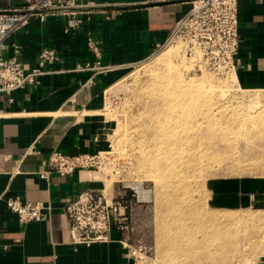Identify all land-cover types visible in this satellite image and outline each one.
Returning a JSON list of instances; mask_svg holds the SVG:
<instances>
[{"label":"crops","instance_id":"1","mask_svg":"<svg viewBox=\"0 0 264 264\" xmlns=\"http://www.w3.org/2000/svg\"><path fill=\"white\" fill-rule=\"evenodd\" d=\"M92 1L94 5L79 8L94 10L35 15L6 40L4 58L13 57L14 45L20 46L18 59L28 71L36 67L44 47L56 49L61 61L48 66L37 84L0 93V264H135L124 232L113 230L108 240L90 244L72 237L65 207L80 192H103L100 171L52 173L47 179L40 172L53 151L102 152L106 144L94 113L104 93L134 65L160 51L191 4ZM24 5L25 0H0V10ZM238 9L237 82L242 88L264 89V0H238ZM70 14L82 21L72 31L67 30ZM89 38L100 43L102 69L77 71L78 64L97 62ZM212 184L219 210L264 211V177L224 178ZM7 198L43 202L49 210L43 220L25 224L8 208ZM255 264H264V254Z\"/></svg>","mask_w":264,"mask_h":264},{"label":"rangeland","instance_id":"2","mask_svg":"<svg viewBox=\"0 0 264 264\" xmlns=\"http://www.w3.org/2000/svg\"><path fill=\"white\" fill-rule=\"evenodd\" d=\"M97 110L106 144L98 170L102 190L108 200L126 194L123 232L135 264H195L187 248L198 246L219 251L216 263L206 258L200 264L259 260L264 211L219 210L211 185L224 178L264 177V89L242 88L236 76L200 68L178 42L134 65L104 93ZM191 202L195 214L188 210ZM219 215L235 217L206 226L207 233L219 226L210 235L219 239L169 248L168 232L175 225ZM197 237L202 240L200 233Z\"/></svg>","mask_w":264,"mask_h":264},{"label":"built area","instance_id":"3","mask_svg":"<svg viewBox=\"0 0 264 264\" xmlns=\"http://www.w3.org/2000/svg\"><path fill=\"white\" fill-rule=\"evenodd\" d=\"M191 4L189 10L177 21L167 42L160 45V51L175 44L184 45L185 55L200 68H204L224 78L236 76L240 65L238 51L240 46L238 0H175ZM92 0H25L19 9L0 10V93L10 94L17 89L37 84L39 77L48 66L61 61V57L52 47L41 49L37 65L26 70L18 59L20 46L14 45L15 55L4 58L6 40L28 25L35 15L44 17L43 11L91 6ZM67 30L72 31L81 24L75 14L69 15ZM89 47L97 56L93 65L78 64L75 70L102 69L100 43L89 38ZM102 152L95 154L69 155L53 151L40 172L42 178L52 173L71 176L81 170L100 169ZM125 195L117 193L108 200L102 191H84L75 196L65 207L70 222L73 239L76 242L90 244L106 241L113 230L123 232L126 228L128 204ZM8 208L22 223L41 221L49 207L43 202L23 203L19 198H7Z\"/></svg>","mask_w":264,"mask_h":264},{"label":"bare ground","instance_id":"4","mask_svg":"<svg viewBox=\"0 0 264 264\" xmlns=\"http://www.w3.org/2000/svg\"><path fill=\"white\" fill-rule=\"evenodd\" d=\"M179 84H181V83H179ZM254 106H255L254 103L250 104V107L254 108ZM135 185H136V188L143 195H145L144 191L142 190L141 185L140 184H135ZM192 203L193 202L188 204L187 207H188V210H189V212L191 214H193V213L195 214V212L191 208L194 205ZM231 217L232 216L219 215V216H216V217L212 218L211 220H208V219L207 220H203V218L202 217L199 218V216H197L196 220H195V217H194V219L191 217V221L188 224L187 223H179V224L175 225L174 229L169 230V232H168L169 233L168 236L170 235L169 239H168L169 248H171V247L179 248L182 244L185 245L186 243H187L186 246H191L192 248H195V244H192L193 242L201 243V244L207 246L206 242L211 241L213 238H218L219 239L220 236L219 235L216 236V237H212L213 235L210 236L211 234L215 233L216 229L219 228V226L213 227V230H211L210 233L208 232L209 234L205 231L206 226L208 227L209 224L210 225H218L217 223L220 222L221 219H223V218L224 219H229ZM234 218L235 217H232V219H234ZM199 233L202 235V240L201 241H199V238L197 237V235ZM210 237H212L211 240H210ZM187 249H189L188 252H187V254L189 256L187 255L186 257H189L190 259H192L195 262V264H198V263L200 264L201 261L203 259H206V258H208V259H212L213 258L215 260L214 263H216V256L219 253L218 250L212 252L209 249H207V251L204 250V252L200 251L201 248H199V246L196 247V250L195 249L194 250L193 249L190 250V248H187ZM184 251H185V249H184Z\"/></svg>","mask_w":264,"mask_h":264},{"label":"water","instance_id":"5","mask_svg":"<svg viewBox=\"0 0 264 264\" xmlns=\"http://www.w3.org/2000/svg\"><path fill=\"white\" fill-rule=\"evenodd\" d=\"M182 2V1H181ZM113 9V8H110ZM94 10L93 8H68V9H61V10H53V11H43L42 14H50V13H66V12H82V11H89Z\"/></svg>","mask_w":264,"mask_h":264}]
</instances>
